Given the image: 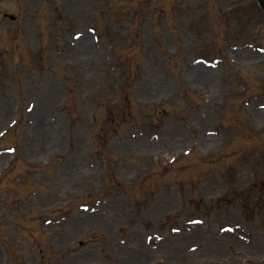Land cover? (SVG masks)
<instances>
[{"label": "rangeland", "instance_id": "obj_1", "mask_svg": "<svg viewBox=\"0 0 264 264\" xmlns=\"http://www.w3.org/2000/svg\"><path fill=\"white\" fill-rule=\"evenodd\" d=\"M260 10L0 0V264H264Z\"/></svg>", "mask_w": 264, "mask_h": 264}, {"label": "water", "instance_id": "obj_2", "mask_svg": "<svg viewBox=\"0 0 264 264\" xmlns=\"http://www.w3.org/2000/svg\"><path fill=\"white\" fill-rule=\"evenodd\" d=\"M257 1H259V2H260L261 6H262V7H263V9H264V0H257Z\"/></svg>", "mask_w": 264, "mask_h": 264}]
</instances>
